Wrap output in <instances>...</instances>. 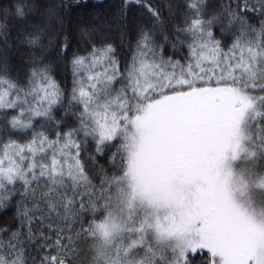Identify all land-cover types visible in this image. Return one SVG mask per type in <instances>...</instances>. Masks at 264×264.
Masks as SVG:
<instances>
[{
	"label": "snow or ice",
	"instance_id": "snow-or-ice-1",
	"mask_svg": "<svg viewBox=\"0 0 264 264\" xmlns=\"http://www.w3.org/2000/svg\"><path fill=\"white\" fill-rule=\"evenodd\" d=\"M4 209L0 264H264V0H0Z\"/></svg>",
	"mask_w": 264,
	"mask_h": 264
},
{
	"label": "trees",
	"instance_id": "trees-1",
	"mask_svg": "<svg viewBox=\"0 0 264 264\" xmlns=\"http://www.w3.org/2000/svg\"><path fill=\"white\" fill-rule=\"evenodd\" d=\"M113 3V0H87L85 3V0H80L79 5L75 3V0H72L73 8L78 11H82L84 14V18H89V13H93L95 11H104L108 8L109 5ZM123 55V53H122ZM16 60L13 58V63H15ZM69 83L71 80L70 75L67 77ZM13 209H4L0 210V227L3 226H11L15 228L16 222L13 220Z\"/></svg>",
	"mask_w": 264,
	"mask_h": 264
}]
</instances>
